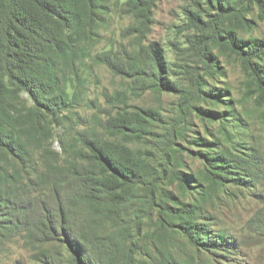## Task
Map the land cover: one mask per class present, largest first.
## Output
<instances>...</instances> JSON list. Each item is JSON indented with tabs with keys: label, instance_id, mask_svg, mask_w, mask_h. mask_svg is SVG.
Listing matches in <instances>:
<instances>
[{
	"label": "trees",
	"instance_id": "16d2710c",
	"mask_svg": "<svg viewBox=\"0 0 264 264\" xmlns=\"http://www.w3.org/2000/svg\"><path fill=\"white\" fill-rule=\"evenodd\" d=\"M189 1L191 4L184 8L183 28L188 33L183 45L179 40L174 42L179 58L188 54L194 63L204 62L206 70L212 71L215 48L229 50L242 60L252 83L264 91V39L246 40L239 37L237 30L256 23V19L250 17L256 10L257 18L264 20V0ZM156 2L0 0V228L7 234L23 230L29 238L61 239L74 264H108L105 255H111L115 243L123 251L124 264H129V257H133L136 250L132 244H123L126 235L119 232L101 236L89 228V219L81 213L82 207L118 222L117 211L127 204L144 203L147 208H153L161 199L158 190L166 179H177L185 190L186 186H193L186 173L171 167L173 161L168 159L164 164H157L155 153L129 145L153 135L157 123L165 119L156 109L136 107L109 113L103 132L115 140H109L96 130H80L78 141L82 148L76 150L68 166L50 165L40 176L25 183L34 189L40 187L41 195L21 189L25 187L21 178L24 166L32 163L37 149L52 136V126L76 97L70 92L71 73L77 61L90 55L82 43L100 36L114 7L134 19L128 29L142 39L150 30ZM166 51L158 42L142 46L132 62V71L142 82H149L160 92L179 91L184 97L193 85L197 96L203 92L215 94L223 103L229 101L212 90H205L206 81L199 80L191 61L172 62ZM97 59L114 69L123 67L115 60L112 50L99 53ZM173 66L190 79L187 88L178 80V74H175L177 78L174 76ZM207 113L221 122L227 119L224 113ZM165 129L163 136L173 144L175 131ZM119 137L122 140H118ZM204 141L209 144L207 147H212L210 141ZM214 154L207 152L203 157L215 184L224 186L227 181H244L241 180L243 174L250 176L251 167L232 150ZM137 195L140 199L135 202ZM175 203L183 232L206 247L224 249L226 236L210 235L205 232L204 224H198L201 208L197 204ZM159 206L164 209L160 210L164 217V213H172L168 205ZM163 216L160 221H166ZM142 221L139 216L129 225L140 229ZM128 235L132 238L139 233L132 229ZM60 260L53 259L62 264Z\"/></svg>",
	"mask_w": 264,
	"mask_h": 264
},
{
	"label": "rangeland",
	"instance_id": "374dc122",
	"mask_svg": "<svg viewBox=\"0 0 264 264\" xmlns=\"http://www.w3.org/2000/svg\"><path fill=\"white\" fill-rule=\"evenodd\" d=\"M190 4L189 0H157L150 30L140 40L128 29L134 19L114 7L100 36L82 43L90 55L77 61L71 73L70 92L76 97L58 117V122L52 126V136L37 149L32 163L24 166L21 178L25 187L21 189L41 195L40 187L34 189L25 183L40 176L50 165L68 166L76 150L82 148L78 141L80 130H96L109 140H115L103 132L109 113L136 107L153 108L164 116V121L157 123L153 135L129 145L155 153L157 164H164L168 159L173 161L171 167L186 173L193 186H186L185 190L177 179L164 181L158 190L161 198L158 203L168 205L172 211L170 215L164 213L166 217L161 215L160 210L164 209L158 203L153 208H147L144 203L127 204L118 209V222L82 207L87 211L81 213L89 219V228L104 237L119 232L125 234L123 244H132L136 250L134 256L129 257V264H264V91L252 83L242 60L229 50L215 48L212 71L206 70L204 62L194 63L188 54L179 58L174 42L179 40L183 45L188 33L183 29L184 8ZM257 14L258 10L250 16L256 19L251 27L237 29L239 37L264 39V20L258 19ZM150 42L160 43L172 62L191 61L199 80L206 81L205 90H212L229 101L223 103L215 94L199 92V96L195 95L190 79L174 66V76L177 78L175 74H178V80L191 88L184 97L179 91L160 92L149 82H142L132 71V62L141 47ZM108 50H112L115 60L123 67L114 69L97 59L99 53ZM207 111L224 113L227 119L221 122ZM165 128L175 131L173 144L163 136ZM204 140L210 141L212 147H207L209 144ZM226 150H232L251 167L250 176L242 175L241 180L245 182L227 181L224 186L213 182L214 176L206 170L203 155ZM139 199L137 195L134 201ZM175 201L197 204L201 208L198 224H204L205 232L210 235L226 236L224 249L206 247L183 232L175 213ZM139 216L143 220L140 229L131 227L129 224ZM161 216L166 221H160ZM132 229L139 233L137 237L128 235ZM113 248L111 255H105L107 263L124 264L123 251L115 243ZM53 259H59L62 264H74L61 239L29 238L27 231L7 234L0 228V264H59Z\"/></svg>",
	"mask_w": 264,
	"mask_h": 264
}]
</instances>
